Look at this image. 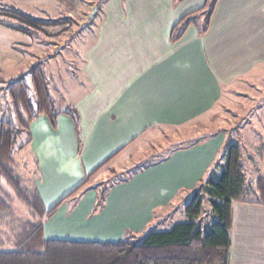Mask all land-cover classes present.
<instances>
[{
  "label": "crops",
  "instance_id": "crops-1",
  "mask_svg": "<svg viewBox=\"0 0 264 264\" xmlns=\"http://www.w3.org/2000/svg\"><path fill=\"white\" fill-rule=\"evenodd\" d=\"M77 1L82 0H62L61 9L69 13ZM209 1L88 0L95 9V37L81 63L82 90L58 111L56 126L45 114L29 124L27 145L40 171L34 191L50 209L108 160L95 176L116 172L117 165L111 164H118L123 154L153 160L130 182L111 187L101 207L96 206L98 185L86 184L67 197L45 221L46 238L116 241L128 229L146 231L163 221L178 189L196 188L199 170L215 161L226 133L219 128L205 132L212 115L221 117L218 105L234 96L235 89L245 88V82L252 87L260 82L264 0H217L202 32L200 21ZM1 5L50 20L46 24L68 20L53 23L55 0H0ZM196 10H201L197 23L175 38V26ZM37 13L45 16L38 18ZM190 127L200 128L195 137L208 139L174 149L181 142L174 145V138ZM163 134L170 137L167 146L157 139ZM229 264H264V205L233 204Z\"/></svg>",
  "mask_w": 264,
  "mask_h": 264
},
{
  "label": "rangeland",
  "instance_id": "rangeland-1",
  "mask_svg": "<svg viewBox=\"0 0 264 264\" xmlns=\"http://www.w3.org/2000/svg\"><path fill=\"white\" fill-rule=\"evenodd\" d=\"M213 2L214 0L209 1L201 18L200 26L204 25L206 21L204 17L207 16V10H209ZM61 3L62 0H55V4L58 7L52 16L57 20L59 18L68 19L64 20L63 24H46L50 20H44L45 23H42V21H38L39 19L37 20L30 15L22 13L15 6H0V76L4 78V81H0V103L2 106L0 123L8 121L16 128L21 126L17 108L13 104L9 92V84L23 74H25L23 83L28 87L30 101L34 107L36 106L32 74L30 73L33 66L39 68L49 83L50 94L55 101L57 111L64 110L69 103L75 101V96L81 92L82 89L79 87L85 81L82 73H80L81 63L85 52H87L94 41L95 36L92 34L94 20L92 21V17L95 9L88 5V0H82L77 1L76 8L70 9L71 11L67 13V11L65 12L61 9L63 8ZM49 11L50 9L46 11V14ZM36 15L38 18L45 16L42 13H37ZM62 19L59 20L62 21ZM17 27L25 28L29 31L23 32ZM64 28L67 30L64 31ZM258 70V74L261 76L260 82L258 84L254 83L255 87L249 86L245 82L246 84L243 85L245 88L241 90L235 89L237 93L228 98L225 104H223L224 98L222 103L218 105L221 117L212 115L210 127L205 129V132L223 129L226 133V143H237L240 145L241 163L244 168L246 181L247 183L249 182L247 184L249 190H254L257 186V179L264 177V65H259ZM21 112L23 116L27 117L24 111ZM190 128L195 131H189ZM190 128L184 129L183 136L174 138V145L180 139V144L189 145L186 148L190 147V140L197 139L198 137H195V135H197L198 131L200 133L199 127ZM28 131L23 129L17 136L13 147V159L14 168L15 166L17 167L16 172L23 180V187L31 192L35 189L33 183L36 178L40 177V171L35 154L31 147L27 145L28 140L31 138ZM157 139H160L163 144L165 143V146H167V142L170 143L171 141L170 137L164 134ZM187 141L189 142L184 143ZM174 145H171V147ZM161 151H163L164 155L165 150L161 149ZM124 155L120 157L118 164H111V167L117 165L115 168L116 172L106 170L99 178V174L94 176L86 187L99 186L100 183L103 185L114 183L116 185L123 180L130 182L135 174L143 171L144 167H148L149 162L153 160L148 155L140 154L139 157L133 158L130 156L129 158H124ZM212 165L213 162L208 167L199 170V175L202 176L196 183H200L201 180L208 177L213 168ZM189 170L197 171L196 168ZM194 174L190 173V176H194ZM194 187L190 185L180 187L175 199L172 202L170 201L171 203L168 205L169 210L162 216L163 221H157V223L152 224L146 231L141 233H147L151 230L170 229L174 223L188 221L189 218L185 213V207L193 196ZM254 196L250 194L249 197L253 198ZM0 199L5 200L10 207V210L0 213V247L12 249L16 235L25 224L27 222H37L39 219L18 198L6 179L0 180ZM203 207L204 211L201 217L197 219V222L203 225L212 223L215 217L211 211V203L206 196L203 198ZM50 218L46 221L50 220Z\"/></svg>",
  "mask_w": 264,
  "mask_h": 264
},
{
  "label": "trees",
  "instance_id": "trees-1",
  "mask_svg": "<svg viewBox=\"0 0 264 264\" xmlns=\"http://www.w3.org/2000/svg\"><path fill=\"white\" fill-rule=\"evenodd\" d=\"M217 0L207 10L206 22L201 31L208 29L209 21ZM196 10L186 14L175 26L176 37L191 24L197 23ZM200 13V12H199ZM38 20V19H37ZM64 20V19H62ZM39 22L44 20H38ZM55 20L53 23H59ZM45 23V22H44ZM24 32L29 31L19 28ZM33 88L36 106L30 101L28 87L24 85L25 74L9 84L12 102L16 106L21 126L16 128L8 121L0 123V180L6 179L18 198L38 218L37 222H27L16 235L12 249L0 247V264H229L231 230L233 226V204L237 202L258 203L264 205V177H259L256 188L249 190L241 163V147L237 143H225L212 169L204 180L194 189L192 198L186 204L185 213L189 220L177 222L170 229L151 230L147 233L126 230L124 236L116 241H89L75 239H48L44 236V222L50 218L70 195L86 185L103 166L96 168L78 187L47 209L37 191H28L23 187L21 178L16 174L13 159V147L19 133L29 130V124L40 114L49 117L56 126L59 112L50 94L49 83L38 67L33 66ZM0 81L4 78L0 76ZM2 106L0 103V110ZM24 111L27 117L22 115ZM73 112H68L72 115ZM29 132V131H28ZM207 136H198L190 140L194 145ZM194 141V142H192ZM184 142V143H188ZM174 149L188 147L180 144ZM171 151L172 148L170 147ZM171 152L167 151V155ZM168 155V156H169ZM167 156V157H168ZM219 168V169H217ZM137 169V168H136ZM115 171V170H114ZM104 182V181H103ZM115 184L98 187L97 207L105 199ZM250 194L255 195L253 198ZM207 197L212 207L214 219L205 225L197 222L204 211L203 198ZM10 210L6 201L0 199V213ZM144 232V231H143Z\"/></svg>",
  "mask_w": 264,
  "mask_h": 264
}]
</instances>
